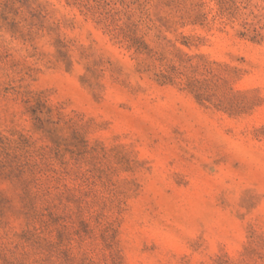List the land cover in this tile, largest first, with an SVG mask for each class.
I'll return each mask as SVG.
<instances>
[{
	"label": "rangeland",
	"instance_id": "obj_1",
	"mask_svg": "<svg viewBox=\"0 0 264 264\" xmlns=\"http://www.w3.org/2000/svg\"><path fill=\"white\" fill-rule=\"evenodd\" d=\"M0 264H264V0H0Z\"/></svg>",
	"mask_w": 264,
	"mask_h": 264
}]
</instances>
